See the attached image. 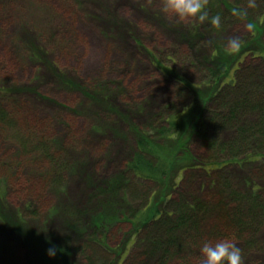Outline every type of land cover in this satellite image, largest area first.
I'll return each mask as SVG.
<instances>
[{
	"label": "rangeland",
	"instance_id": "1",
	"mask_svg": "<svg viewBox=\"0 0 264 264\" xmlns=\"http://www.w3.org/2000/svg\"><path fill=\"white\" fill-rule=\"evenodd\" d=\"M245 2L209 0V14ZM257 9L252 30L234 17L216 30L166 17L159 0H0V104L15 121L0 131V258L89 264L82 249L93 241L109 253L104 264H192L201 240L230 236L242 264H264V208L244 201L264 197L260 120L212 99L234 71L239 91L264 95V3ZM233 36L243 46L228 54ZM221 70L220 82L206 77ZM241 142L232 163L240 152L228 148ZM144 146L154 155L137 181L129 170ZM234 209L252 216L244 227ZM157 213L170 217L143 227Z\"/></svg>",
	"mask_w": 264,
	"mask_h": 264
},
{
	"label": "trees",
	"instance_id": "2",
	"mask_svg": "<svg viewBox=\"0 0 264 264\" xmlns=\"http://www.w3.org/2000/svg\"><path fill=\"white\" fill-rule=\"evenodd\" d=\"M231 9H232V7L229 6L225 10V12L221 13L222 21H225L226 18L232 17L230 14ZM258 10L259 9H257V12H259ZM222 70L221 71H215V72L214 71L208 72L206 77L209 78L210 82H220L221 80H223L225 78L224 75H226V73H227V72L224 73V71H222ZM235 74H236V71H234V73H233V80H232L234 82L233 85H229V83L232 82L231 80H229L230 82H228V83H224L219 88V90L216 91V93L213 95L212 99H213V101L215 100L214 102H217V101L220 102L219 100H221V102L227 101L226 104H224V108H229V110H233L234 108L237 109L235 106L252 108V110H254L256 112V114H258V117L260 120L259 125L257 126V130L254 133V136L259 137V138H264V95L261 92L256 91V90H258V87H259L258 85H255V86L249 85L245 90L239 91V88L241 87V82H239V78H237ZM182 89H179V98L184 95V91ZM217 105H218V103H217ZM233 111H235V110H233ZM233 111H231V112H233ZM205 112L206 111H204L202 113V115H205ZM180 116H181V113L175 115L172 122L175 123L176 120L178 118H180ZM14 124H15V121L12 118V116L0 104V131H6L8 129L10 130V129L14 128ZM203 124H201V126L198 128L199 132L203 131V129H204ZM248 133L249 132H247V134ZM158 135L162 137L166 134L164 133V131H160L158 133ZM239 143H238V145L232 144L231 146H229L228 149L238 150V153H239L241 146H243V144H244L243 142H241V144L239 145ZM244 153L240 152L236 157L233 158L232 163L236 162L235 158H237L239 155H244ZM151 154L154 155L151 152V150L148 148V146H144V149L143 148L140 149V153L137 157V160L135 161L134 165H132L130 167L131 169L129 168L130 169L129 172L132 176L135 177L134 178L135 180H137V181L146 180V179L140 178L139 173H140L141 167H143L142 164L145 163L146 159H148V157H150ZM248 158H251V157H248ZM263 160H264V158H263ZM260 167L264 171V161L262 162V165ZM157 168H153L152 165L150 164L149 168L147 167V171L152 173V172L158 170ZM150 181H152L151 183H153V180H150ZM126 183L124 184L123 190H125L127 193L128 192L133 193L134 186H135V184H138V183H133V181H130L127 184ZM244 201L248 202L253 209H256L258 207L264 208V197H262L258 194H255L254 196H251V197L249 196V197L245 198ZM189 211H192V208H189ZM239 212L240 211H238L237 209H234L232 211V213L229 214V218L232 220V224L235 227H238V226L244 227L245 222H247L248 220H251L252 216H250V214H248L247 216H241ZM163 214H165V213H160V214L157 213L155 215V217L146 221L143 224V227L147 228L150 226H154L157 229L158 228L157 224L161 223V221H164L166 218L168 219V217H170L169 214L162 216ZM98 221H100V220H98ZM167 234L169 236L172 235L171 232H168ZM136 242H138L139 247L141 246L144 248L145 253L151 252V250H153L154 248L156 249V243H154V242H143V241L140 242L139 240L138 241L136 240ZM88 243H89V245H84L83 249H82L84 251L88 250V252L91 254L88 257V263L89 264H96V263L97 264H104V261L106 260L104 257L106 256V254H109L107 252L106 248L102 245L97 244L96 242H93V241L88 242ZM3 252H4V254L1 255V258H0V264H7V262H5L3 260L4 259L3 257L5 255V250ZM95 261H96V263H93Z\"/></svg>",
	"mask_w": 264,
	"mask_h": 264
},
{
	"label": "clouds",
	"instance_id": "3",
	"mask_svg": "<svg viewBox=\"0 0 264 264\" xmlns=\"http://www.w3.org/2000/svg\"><path fill=\"white\" fill-rule=\"evenodd\" d=\"M209 0H159L160 12L166 17L178 22L209 24L213 29L222 28V15L217 12L210 15ZM264 3V0H259ZM258 8V0H246L243 5H236L231 9V16L244 22L246 30H252L254 24L249 16L252 10ZM243 46L239 36H233L223 42V50L228 54H236ZM56 249H47V255L54 256ZM192 264H242V250L237 246L233 237L220 239H203L199 245V253L193 258Z\"/></svg>",
	"mask_w": 264,
	"mask_h": 264
},
{
	"label": "bare ground",
	"instance_id": "4",
	"mask_svg": "<svg viewBox=\"0 0 264 264\" xmlns=\"http://www.w3.org/2000/svg\"><path fill=\"white\" fill-rule=\"evenodd\" d=\"M8 231L15 236H19L22 240L23 238H26L27 236H30L31 238L36 236V234H34L33 232H29L28 230L19 229L18 227H13L11 230L9 229Z\"/></svg>",
	"mask_w": 264,
	"mask_h": 264
}]
</instances>
